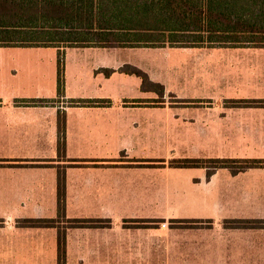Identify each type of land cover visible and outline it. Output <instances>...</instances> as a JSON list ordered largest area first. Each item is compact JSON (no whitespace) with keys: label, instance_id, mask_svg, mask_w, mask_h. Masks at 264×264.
I'll return each instance as SVG.
<instances>
[{"label":"crops","instance_id":"crops-1","mask_svg":"<svg viewBox=\"0 0 264 264\" xmlns=\"http://www.w3.org/2000/svg\"><path fill=\"white\" fill-rule=\"evenodd\" d=\"M100 1L77 38L0 45V264H264V228L226 224L264 218V167L170 164L264 159V107L234 102L264 99V48L175 42L174 0Z\"/></svg>","mask_w":264,"mask_h":264},{"label":"trees","instance_id":"trees-1","mask_svg":"<svg viewBox=\"0 0 264 264\" xmlns=\"http://www.w3.org/2000/svg\"><path fill=\"white\" fill-rule=\"evenodd\" d=\"M173 2V1H172ZM175 42L191 46L259 47L264 48V0H174ZM169 8V9H170ZM170 12V11H169ZM100 0H0V45L49 46L77 38V33L100 26ZM178 34H182L179 36ZM74 35V36H71ZM63 54L59 53L57 89L64 94ZM145 82L147 77H142ZM159 93L163 85L156 84ZM48 102V100H39ZM96 100H74V103L94 104ZM243 105L263 106L264 99L234 101ZM66 121L58 117L59 150L65 146ZM176 167L206 166L211 171L227 167L233 174L248 168L264 167V159H180L170 162ZM63 193V179H59ZM63 196L59 199V214L63 215ZM58 220H26L28 224L54 225ZM77 226H106L99 219L72 220ZM226 224L236 227L264 228L263 219H232ZM64 241L59 236V257L64 256Z\"/></svg>","mask_w":264,"mask_h":264},{"label":"rangeland","instance_id":"rangeland-1","mask_svg":"<svg viewBox=\"0 0 264 264\" xmlns=\"http://www.w3.org/2000/svg\"><path fill=\"white\" fill-rule=\"evenodd\" d=\"M260 51H262V50H260ZM264 51V50H263ZM159 89V88H158ZM160 91V90H159ZM160 94V93H159Z\"/></svg>","mask_w":264,"mask_h":264},{"label":"built area","instance_id":"built-area-1","mask_svg":"<svg viewBox=\"0 0 264 264\" xmlns=\"http://www.w3.org/2000/svg\"><path fill=\"white\" fill-rule=\"evenodd\" d=\"M163 225H165V224H163Z\"/></svg>","mask_w":264,"mask_h":264}]
</instances>
